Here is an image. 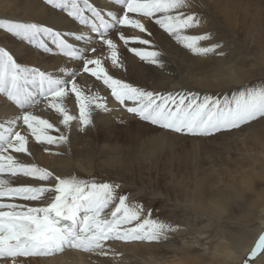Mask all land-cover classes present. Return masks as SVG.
I'll return each mask as SVG.
<instances>
[{
    "label": "snow or ice",
    "instance_id": "1",
    "mask_svg": "<svg viewBox=\"0 0 264 264\" xmlns=\"http://www.w3.org/2000/svg\"><path fill=\"white\" fill-rule=\"evenodd\" d=\"M50 12L71 27L56 23L0 19V31L26 48L64 58L57 71L42 70L18 61L15 54L0 46V107L14 109V114L0 120V259L17 264V258L47 257L65 249H75L98 256L122 255L111 249L109 242H160L168 233L179 230L162 223L145 210L143 204L131 202L129 194L119 191L116 182L75 175L56 176L36 164H26L13 153L29 154L28 144L34 138L40 144L67 143V134L47 119L33 113L42 101L62 117L70 127L79 120L89 126L93 104L109 111L100 96L86 95L77 77L88 74L102 81L114 99L130 114L161 129L177 134L212 137L239 131L253 123H264V86H244L224 96H201L196 92L149 91L133 83L116 79L103 67L98 48L110 53L112 66L122 67L113 33L128 51L141 61L164 67L163 53L155 50L151 39L125 36L124 30H138L152 37V27L167 34L177 44L197 55H226L219 43L201 47L210 33L190 36L187 30L198 27V13L189 12L190 0H44ZM148 46L145 47H140ZM78 62V63H77ZM74 94L79 117L68 114L61 101ZM47 150V149H46ZM7 175L30 177L51 184L14 185ZM33 206L16 201H41ZM264 257V234H261L243 264Z\"/></svg>",
    "mask_w": 264,
    "mask_h": 264
},
{
    "label": "bare ground",
    "instance_id": "2",
    "mask_svg": "<svg viewBox=\"0 0 264 264\" xmlns=\"http://www.w3.org/2000/svg\"><path fill=\"white\" fill-rule=\"evenodd\" d=\"M263 1L190 0L192 7L188 11L198 13L200 25L187 30L186 34L195 36L210 33L212 39L201 41L200 46L219 43L223 46V52L226 53L224 57L213 53L194 54L156 27L150 29L152 37H147L138 30H124V34L128 37L151 39L155 50L163 53L161 59L164 61V67L162 68L143 62L130 53L128 48L134 45H126L118 39L119 33L112 35L117 43L122 67L112 66L110 53L106 48H98L97 53L92 55H99L102 58L103 67L108 70L109 75L149 91L196 92L201 96L229 95L244 86H252L253 78L250 79L249 76L246 52L258 57L264 63ZM0 19L56 23L65 28L71 27L62 18L50 12L44 0H0ZM0 46L10 49L19 62L28 66L49 71H57V66L64 67V58L61 56L43 54L26 48L3 31H0ZM77 83L86 95L105 98L110 110L96 109L93 104L92 123L89 126H81L77 119L66 128L61 123L62 117L42 101L32 109L33 113L42 119L49 120L57 129V123L61 124L63 129L49 130V134L55 137L61 133L67 134L68 141L48 145L40 144L34 138H30L27 146L30 155L13 153L17 160L26 164L34 163L52 171L56 176L75 175L83 179L87 177L81 174L91 175L101 169L118 173L120 177L125 178L124 174L130 176V173L135 174L134 164L141 165V169H154L157 173L161 170L172 172L176 164L175 171L181 172V176L176 178V181L167 180L165 185L169 190L179 188L185 203H189L198 213L209 215L217 220L216 214L223 212L231 205L237 208L240 201L248 199L247 191L252 189L253 184L264 179V123H253L239 131L212 137L177 134L128 113L126 108L112 97L111 90L102 81L88 74H81L77 77ZM61 103L68 114L79 117V106L74 94L64 97ZM13 114L14 109L0 107V120L9 118ZM141 128L146 130L141 133L138 131ZM179 145L190 147L182 148L184 151L178 152L176 148ZM181 152L184 153L180 154ZM180 160H183L184 164ZM197 162L201 167L202 174L199 176L201 178L196 177L199 170ZM137 170L141 174L140 168ZM140 174H138L139 177L142 176ZM225 176L232 177V181ZM5 177L14 185L41 186L52 183V181H40L30 177L10 178L7 175ZM263 193V190L259 193L257 201H264ZM16 202L33 206H42L46 203L45 200ZM194 238L186 235L178 243L113 244V247L129 250L136 257L149 256L151 264H197L198 260L190 254L191 248L194 247L192 244L195 242ZM258 238L259 236L255 241ZM156 246L161 248L160 252L156 253ZM251 249L252 244L247 249L248 253ZM224 252L231 253L229 264H240L245 260L242 255L235 258L236 255L230 249ZM169 253L171 256L168 257L172 258L167 257ZM29 260L32 264H64L73 260L80 263L83 259L78 253L66 252L48 262H39L34 258ZM30 262L27 263L30 264ZM101 262L104 263L100 260L98 264ZM0 263L11 264V261L2 260Z\"/></svg>",
    "mask_w": 264,
    "mask_h": 264
},
{
    "label": "rangeland",
    "instance_id": "3",
    "mask_svg": "<svg viewBox=\"0 0 264 264\" xmlns=\"http://www.w3.org/2000/svg\"><path fill=\"white\" fill-rule=\"evenodd\" d=\"M245 58L249 64L250 79L253 78L251 79L252 86H264V63L258 57H254L253 54L248 52H246ZM57 125L58 129H63L61 124L57 123ZM145 130L141 128L138 131L143 133ZM189 147L179 145L176 149L179 152L184 151L182 148L186 149ZM183 153L181 152L180 154ZM180 162L184 164L183 160H180ZM133 166L135 174L130 173L131 176L124 174L126 175L125 178L120 177L118 173L107 172L105 169L97 170L95 174L87 175L83 173L81 175L88 179L97 178L100 181L120 184L119 191L129 194L131 202L143 204L145 210L151 209L153 217L160 222L170 224L174 227L178 226L179 230L168 233L167 239L161 240L160 242H151L150 244L163 245L170 244L171 242L178 243L186 235L190 238L195 237L193 239L195 242L192 243L194 247L191 248L190 254L194 259L198 260L197 264H229V256H231V253H225L224 250L230 249L236 255H234L235 258H239L242 255L244 259H247L249 254L248 247L252 244L253 248L256 243L255 239L261 234H264V201H257L259 193L262 190L264 192V179H260V181L258 180L257 183L253 184L252 189L247 191L248 199L246 201H240L237 208L235 205H231L223 212L216 214L218 217L217 220L209 215L198 213L189 203H185L179 188H174L175 190L171 188L169 190L165 185L167 180L172 179L176 181V178L181 176V172L175 171L177 170L176 164L172 172H164L161 170L158 173L154 169L146 170L143 167L141 169V165L134 164ZM197 166L199 170L196 177L201 178L199 177L202 174L199 162H197ZM139 168L141 174L137 172ZM138 174L142 176L139 177ZM225 177L232 181V177ZM254 201L257 202L255 203ZM134 243L147 244L148 242H109L111 249H114L115 253H121L122 255H113L110 252L108 256H98L80 250L65 249V251L54 254L53 256L29 258L37 259L39 262H48L55 260L58 256L64 255L66 252H70L71 254L78 253L83 260L80 263L73 260L64 264H98L100 260L104 262H101V264H129L133 262L151 264V258L149 256L136 257L129 250H121L117 246L113 247V244L131 245ZM160 251L161 248L156 246V253ZM168 256H171V254L169 253ZM29 258H17V264H26L28 261L30 262ZM2 260L0 259V261ZM240 264H243V261ZM250 264H264V257H257L255 261H250Z\"/></svg>",
    "mask_w": 264,
    "mask_h": 264
}]
</instances>
